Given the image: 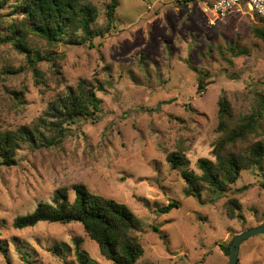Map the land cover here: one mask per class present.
I'll return each instance as SVG.
<instances>
[{"label": "rangeland", "instance_id": "rangeland-1", "mask_svg": "<svg viewBox=\"0 0 264 264\" xmlns=\"http://www.w3.org/2000/svg\"><path fill=\"white\" fill-rule=\"evenodd\" d=\"M89 1L98 14L93 28L103 32L92 47L70 44V36L54 47L30 38L33 52L53 55L37 64L42 83L24 55L0 47L2 129L43 131L49 104L82 80L100 101L99 112L67 126L60 145L25 143L14 165L0 166V264H78L77 243L92 261L111 264L78 223L12 226L39 203H52L56 190L66 189L73 200L79 184L136 216L143 248L138 264H229L219 246L264 226V161L261 169L242 171L225 194L194 198L185 195L186 184L166 157L181 152L187 169L200 175L199 159L215 161L219 100L224 97L239 120L264 99V43L252 32L259 17L245 7L216 19L199 2L115 0L114 24L107 28L108 0ZM2 13L9 18V7ZM75 38L80 42L81 34ZM7 69L15 74L6 75ZM258 141L264 144V117L248 138ZM231 199L241 219L227 216ZM170 202L172 209L160 211ZM237 264H264V235L241 242Z\"/></svg>", "mask_w": 264, "mask_h": 264}, {"label": "trees", "instance_id": "trees-1", "mask_svg": "<svg viewBox=\"0 0 264 264\" xmlns=\"http://www.w3.org/2000/svg\"><path fill=\"white\" fill-rule=\"evenodd\" d=\"M191 4L194 2H190ZM187 5V4H181ZM9 7V18L2 11ZM117 7L115 0H108L105 11L107 28L114 24ZM97 9L89 0H0V47L10 45L24 55L31 64L36 83H42L43 73L38 71L40 61L50 62L53 55L46 52L42 56L28 46L30 38L44 40L49 47L65 42L70 36V44L89 42L101 30L93 28L97 19ZM19 17V18H16ZM8 18V19H7ZM260 20V19H259ZM254 36L264 43V26L252 29ZM81 34L80 42L75 38ZM54 78L60 74L58 67ZM15 74L7 69L6 75ZM15 95H20L16 93ZM218 140L212 154L214 162L199 159L197 167L200 175L187 169L189 161L181 153L169 154L166 159L172 170L178 171L186 184L185 195L200 198L205 191L222 195L236 183L242 171L261 169L264 161V144L261 141L248 142L249 136L258 133L264 117V99L257 101L252 115L234 120L229 104L223 97L218 102ZM100 111V101L95 90L87 81H80L75 88H67L63 96L54 99L48 107L46 118L40 120L43 131L33 132L26 128L17 130L2 129L0 126V166L15 164L17 151L23 144L31 147L48 148L58 146L67 134V126L80 120L91 118ZM47 131V132H46ZM51 134L47 137L44 133ZM73 200H69L66 189L56 190L52 203H39L35 210L24 216L16 217L13 228L22 230L39 223L67 225L78 223L90 240L97 244L100 255L111 264H138L143 248L138 237V220L130 209L121 203L91 193L84 185H75ZM175 206L170 202L160 211L167 212ZM239 204L231 199L225 204L230 219H241L235 212ZM230 244L220 245L224 255L230 257ZM78 264H97L78 248L74 251Z\"/></svg>", "mask_w": 264, "mask_h": 264}, {"label": "built area", "instance_id": "built-area-1", "mask_svg": "<svg viewBox=\"0 0 264 264\" xmlns=\"http://www.w3.org/2000/svg\"><path fill=\"white\" fill-rule=\"evenodd\" d=\"M177 4L202 3L216 19H224L227 16L244 11L253 13L259 17L264 26V0H175ZM244 5V6H243Z\"/></svg>", "mask_w": 264, "mask_h": 264}, {"label": "water", "instance_id": "water-1", "mask_svg": "<svg viewBox=\"0 0 264 264\" xmlns=\"http://www.w3.org/2000/svg\"><path fill=\"white\" fill-rule=\"evenodd\" d=\"M264 235V226L250 229L247 232L235 236L233 239V242L230 244L229 249H230V260L229 264H237L238 261V252H239V246L241 242L245 239H248L252 236L255 235Z\"/></svg>", "mask_w": 264, "mask_h": 264}]
</instances>
